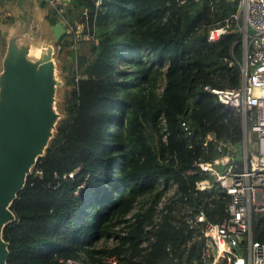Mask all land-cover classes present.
I'll list each match as a JSON object with an SVG mask.
<instances>
[{
	"label": "trees",
	"instance_id": "16d2710c",
	"mask_svg": "<svg viewBox=\"0 0 264 264\" xmlns=\"http://www.w3.org/2000/svg\"><path fill=\"white\" fill-rule=\"evenodd\" d=\"M79 3L92 38L77 50L70 32L58 42L63 116L12 204L16 219L3 230L7 263H101L116 255L120 264H212L194 219L204 212L222 222L231 197L219 184L198 189L211 175L196 163L220 157L219 143L241 145L244 124L206 87L241 85L243 42L240 32L215 42L208 34L239 1ZM46 19L56 23L53 9ZM2 37L0 28L4 44ZM145 197L148 207L136 211ZM253 231L264 244V212L253 214ZM112 238V247H98Z\"/></svg>",
	"mask_w": 264,
	"mask_h": 264
},
{
	"label": "built area",
	"instance_id": "2783aa9c",
	"mask_svg": "<svg viewBox=\"0 0 264 264\" xmlns=\"http://www.w3.org/2000/svg\"><path fill=\"white\" fill-rule=\"evenodd\" d=\"M238 1V11L222 22L212 24L208 34L209 41L215 42L233 32H240L243 42L241 85L236 88L206 87L223 105L239 111L244 124L241 145L219 143L220 157L196 163L202 172L211 175L210 180L198 183V189H210L219 184L231 197L228 216L222 222H210L204 212L194 219L197 235L203 238V255L213 257L212 264H219L211 253L213 246L221 248L229 264H264V244L255 240L253 231V214L264 212V0ZM47 2L56 15V23L61 21L72 35V49L77 50L80 41L92 38L84 34L86 28L90 29L86 27L90 18L79 0ZM65 5H68L67 11ZM185 129L190 133L186 125ZM209 139L213 136L210 135ZM226 146L228 152L225 155ZM239 158L243 163L241 171L237 170ZM64 264H120V260L116 255H110L101 263L68 259Z\"/></svg>",
	"mask_w": 264,
	"mask_h": 264
},
{
	"label": "water",
	"instance_id": "95a60500",
	"mask_svg": "<svg viewBox=\"0 0 264 264\" xmlns=\"http://www.w3.org/2000/svg\"><path fill=\"white\" fill-rule=\"evenodd\" d=\"M51 29L55 43L67 32L61 21ZM33 42L30 37L20 41L12 36L0 74V264H8L9 244L3 230L16 219L12 204L62 118L55 108L62 82L57 78L54 46L47 45L40 58L32 60ZM223 152L227 154V146Z\"/></svg>",
	"mask_w": 264,
	"mask_h": 264
},
{
	"label": "crops",
	"instance_id": "0c3cea01",
	"mask_svg": "<svg viewBox=\"0 0 264 264\" xmlns=\"http://www.w3.org/2000/svg\"><path fill=\"white\" fill-rule=\"evenodd\" d=\"M31 1V3H29ZM45 0H0V28H1V37L6 38L7 42L12 36H17L20 41L25 40L30 37L31 39L43 40V38L54 37L51 29V25L46 19L47 14L41 15L43 20L42 25L36 26L34 21L29 19V16L23 14V6L26 5L28 10H30L33 15L37 13L36 5L38 3H42ZM45 4V3H44ZM68 6V5H67ZM67 6L64 8L66 10ZM67 11V10H66ZM52 12V11H51ZM39 16V15H38ZM30 22L31 25L27 26L26 21ZM36 36H39L37 38ZM0 58L2 55V41H0ZM8 46V43H7ZM5 53L3 54V58L0 59V74L3 70V59Z\"/></svg>",
	"mask_w": 264,
	"mask_h": 264
},
{
	"label": "rangeland",
	"instance_id": "374dc122",
	"mask_svg": "<svg viewBox=\"0 0 264 264\" xmlns=\"http://www.w3.org/2000/svg\"><path fill=\"white\" fill-rule=\"evenodd\" d=\"M20 1H23V0H20ZM25 1V0H24ZM29 3H31V1H29ZM23 14H27L29 16V19L34 21V23L36 24V26H41L42 23H43V20L41 18V15L43 14H48L52 11V6L49 4V3H45V4H42L41 2L38 3L35 7L37 9V13L38 15L34 14L28 10V8L25 6H23ZM63 13L64 14H67L64 10H63ZM242 18L243 16L241 15V18H240V22H242ZM206 22H208V20H206ZM26 24L27 26L31 25L29 20L26 21ZM37 38H39V36H36ZM5 43L4 44H7V39H5L4 41ZM3 44V39H2V50L4 49L5 45ZM25 44V42L23 43ZM47 45H53L54 46V55H53V58L55 60V63H56V67H57V78L59 81H61V86H59L57 88V93H56V102H55V108L56 110L61 114L60 110H59V105H60V100H61V94H62V89L64 87V80H63V73H62V70H61V65H62V62H61V58L59 57L58 55V50L59 48L56 46L55 44V41H54V37H48V38H43V40H36L34 39V42L31 46V55H30V58L32 60H35V59H38L40 58L41 56V51H45V47H47ZM7 50V46H6V49ZM6 52V51H5ZM3 58V55H1V58ZM63 115L61 114V117ZM241 149V148H240ZM240 151V150H239ZM176 191V185L173 184L170 186V189L169 191L167 192V194L164 196V198L162 199L161 201V204L159 206V210L162 208V206L165 204V202H167L169 200V198H171V196L175 193ZM147 197L145 198H142L141 201L138 203L137 207H136V211L138 210H141L142 208H147L149 204H147ZM149 229V228H148ZM114 242H116L115 240H112V239H103L101 240L100 242H98V247H102V246H109V247H112L114 245Z\"/></svg>",
	"mask_w": 264,
	"mask_h": 264
},
{
	"label": "bare ground",
	"instance_id": "6f19581e",
	"mask_svg": "<svg viewBox=\"0 0 264 264\" xmlns=\"http://www.w3.org/2000/svg\"><path fill=\"white\" fill-rule=\"evenodd\" d=\"M211 253L217 257V260L216 262H221V260L223 259V257H226L224 256L223 252L221 251V248L219 246H213L211 248ZM228 264H229V259H228Z\"/></svg>",
	"mask_w": 264,
	"mask_h": 264
},
{
	"label": "clouds",
	"instance_id": "9594fccd",
	"mask_svg": "<svg viewBox=\"0 0 264 264\" xmlns=\"http://www.w3.org/2000/svg\"><path fill=\"white\" fill-rule=\"evenodd\" d=\"M56 45H58V43H55Z\"/></svg>",
	"mask_w": 264,
	"mask_h": 264
}]
</instances>
